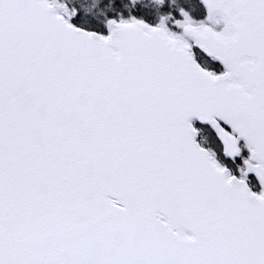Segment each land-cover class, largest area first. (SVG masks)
<instances>
[{
	"label": "snow or ice",
	"instance_id": "obj_1",
	"mask_svg": "<svg viewBox=\"0 0 264 264\" xmlns=\"http://www.w3.org/2000/svg\"><path fill=\"white\" fill-rule=\"evenodd\" d=\"M0 264H264V0H0Z\"/></svg>",
	"mask_w": 264,
	"mask_h": 264
}]
</instances>
